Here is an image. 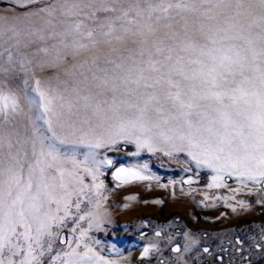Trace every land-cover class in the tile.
Wrapping results in <instances>:
<instances>
[{
  "label": "snow or ice",
  "instance_id": "snow-or-ice-1",
  "mask_svg": "<svg viewBox=\"0 0 264 264\" xmlns=\"http://www.w3.org/2000/svg\"><path fill=\"white\" fill-rule=\"evenodd\" d=\"M31 4L38 7L28 16L0 25V57L7 53L0 63V128L25 113L8 79L17 60L21 67L33 62L21 45L35 43L34 36L56 40L57 61L96 51L73 66L62 86L34 81L39 102L29 97L31 136L13 140L0 131V264H111L85 242L87 230L100 227L98 214L73 209L80 213L85 200L100 207L88 193L101 195L100 165L112 161H97L94 150L121 139L136 145L133 155L187 152L197 166L215 171L210 186L226 187L225 177L264 186V0H23L20 6ZM61 145L89 151L80 161ZM129 177L149 179L136 168L115 173L124 183Z\"/></svg>",
  "mask_w": 264,
  "mask_h": 264
},
{
  "label": "rangeland",
  "instance_id": "rangeland-1",
  "mask_svg": "<svg viewBox=\"0 0 264 264\" xmlns=\"http://www.w3.org/2000/svg\"><path fill=\"white\" fill-rule=\"evenodd\" d=\"M22 2L0 0V25L26 17L38 7L35 4L21 7ZM33 20L34 25L39 23ZM32 39L35 43L21 45L19 51L33 62L21 67L17 60L8 75L26 113L0 128L12 133L13 140L33 134L30 117L35 109L29 104V97L39 102V96L32 91L34 81L40 80L42 88L62 86L64 81L73 78V66L90 61L96 51H82L75 58L68 55L66 60L57 61L56 52L51 49L56 40H41L39 36ZM45 48L49 51H38ZM13 55L16 59V49ZM6 58L4 53L0 63ZM40 62H44V67H40ZM53 126L60 131L55 117ZM61 148L80 161L89 151L83 145H61ZM94 151L97 161H112L110 165H100L97 183L103 182L101 195L88 193L93 203L99 199L100 207L94 209L85 200L81 212L73 209V213L98 214V229L87 230L88 220L79 223L87 230L85 242L104 261L111 264H264V186L245 181V187L236 177H225L226 187L210 186L215 171L197 166L187 152H175L169 157L163 152L142 150L139 155H133L137 152L136 145L123 139ZM145 164L147 168L143 167ZM87 166L91 167V162ZM121 167L136 168L149 179L129 177L126 183L117 180L115 173ZM81 175L85 184H93L91 176L83 172ZM176 247L180 252L174 251ZM146 248L148 255L144 254Z\"/></svg>",
  "mask_w": 264,
  "mask_h": 264
}]
</instances>
